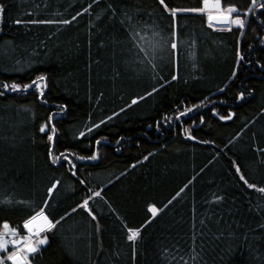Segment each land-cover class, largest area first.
<instances>
[{
	"label": "trees",
	"instance_id": "obj_1",
	"mask_svg": "<svg viewBox=\"0 0 264 264\" xmlns=\"http://www.w3.org/2000/svg\"><path fill=\"white\" fill-rule=\"evenodd\" d=\"M0 2L7 6L0 91L4 82L48 77L43 98L35 89L0 96V200L13 201L0 205V230L7 222L24 234V221L46 199L50 218L65 217L32 264H182L181 257L187 264H264V194L248 189L235 171L239 165L249 183L264 187V10L254 9L243 32L209 27L205 13L173 21L159 0H101L88 12L92 0ZM165 3L202 7V0ZM109 4L119 10L115 18L105 12ZM229 5L243 15L251 0H223ZM124 12L146 40L154 32L163 37L155 70L151 55L129 40ZM18 18L72 22L17 25ZM173 27L175 50L165 42ZM230 113L231 120L219 118ZM101 120L107 122L87 134ZM49 148L57 157L71 154L75 168L62 159L52 164ZM97 151L98 160L77 159ZM56 180L61 184L49 197ZM217 195L224 200L216 202ZM89 197L95 221L81 208L72 212ZM152 204L161 209L155 219ZM125 225H146L134 258Z\"/></svg>",
	"mask_w": 264,
	"mask_h": 264
},
{
	"label": "snow or ice",
	"instance_id": "obj_2",
	"mask_svg": "<svg viewBox=\"0 0 264 264\" xmlns=\"http://www.w3.org/2000/svg\"><path fill=\"white\" fill-rule=\"evenodd\" d=\"M101 0H92V3H89L87 8H85L83 11L88 12L90 9L93 8L94 5L99 4ZM159 4L163 6L164 10L169 13V15L173 18V21H175V18L178 14L181 13H207V21L209 23V27H213V22H216L218 24H224L228 25V31H232L231 26L235 25L238 29H244L248 20L247 17L249 13L255 14L254 9L259 8L264 10V3H258V0H251V7H249L244 13L243 18L240 14L239 9L236 6L229 5L227 7L223 6V0H202V7L200 8H169L168 4L165 3V0H159ZM6 4L0 2V20L3 19V14L6 11ZM111 11L112 18H115L117 15V12L119 11L117 8L113 7L112 4L108 5V8L105 10V12ZM216 14H213V13ZM236 14L233 18V14ZM82 13H77V15H81ZM124 19L120 21L121 25H128V27H125V31L129 34V40L132 42V44L137 47L141 52L145 54V56L151 55L152 60H149V63L151 64L152 68L155 70L157 65L153 63L152 61L155 60V53L157 50L161 47V41L163 40V37L160 36L158 32L153 33V39L148 41L145 39V37L141 36L139 32L135 30V26L131 25L132 16L128 12H124ZM76 16L72 17V20H75ZM99 19V17H98ZM72 21L70 20H62V21H55V20H38V19H30V20H23V19H16L14 21L15 24H53V23H60V24H70ZM264 23V22H262ZM177 32L175 31V28L173 27L171 30V35L168 38V41H165L166 43L170 44V49L175 50L177 49V42H176ZM139 42H143L145 44V47H141V44ZM149 49L151 51H149ZM237 55L239 56L240 60H243L242 54L238 51ZM143 63V61H141ZM239 63V60L237 61ZM261 67H264L262 65ZM233 76L236 75L235 72L232 73ZM177 76L173 75L172 80H176ZM48 77L46 75H39L35 79H32L30 83L28 84H19L13 82L11 85L7 82H4L2 84L3 91H0V96H4L7 91L12 92H21V91H28L30 89H35L39 92L40 97L43 98L44 96V90L48 87L47 85ZM158 89L153 88L151 92L146 93L147 96H151L153 93L157 92ZM221 92L224 91L223 88L220 89ZM244 93L241 92L239 94L238 99H243ZM145 99L144 96L137 97L136 99L132 100V104H137L140 100ZM203 105H193V108H198ZM130 107V105H129ZM67 108V105L61 106V112L53 114L54 116H59L65 109ZM125 109L121 108L120 111L123 112ZM192 109H186L185 112L180 113L181 116L186 115L187 112H191ZM214 111V115H215ZM113 115H118V113H113ZM234 114L230 113L227 116H220L219 118L221 120H231ZM53 119V116L49 117V121ZM108 120H111L112 117H108ZM165 120H168V117H164ZM179 119V116L177 117ZM106 120H101L98 124H93L92 128L87 129V134H91L93 129H99L101 125L105 124ZM201 122H203V117H201ZM159 121H157V126H159ZM48 128V124H44L40 128V132H45ZM51 133L48 135L49 141H54L56 128L53 125L51 128ZM80 137L83 138L86 136L85 132H81ZM195 139V137H192ZM105 138H101L96 140V145L99 146L102 141ZM123 139V137H121ZM71 154H64L61 153L59 157L54 156L52 149L49 148L48 150V157L52 164L58 163L61 159L64 162H67L71 165L72 169L75 168V164L72 163V160L70 159ZM148 157H145L147 159ZM77 159L83 160V159H90V160H98L99 159V151H97L95 154H93L90 157H77ZM134 167V166H133ZM235 171L239 174L240 181L243 182V184L251 190L258 191L261 194H264V187H258L255 183H249L248 179L245 178L244 174L241 173V169L239 165L235 166ZM72 175L75 176V171L72 172ZM80 183H84V181H80ZM61 184L60 180H56L52 183L51 187L47 189L48 196L51 197L52 193L55 189ZM187 187V186H185ZM184 189H181V192H183ZM95 196H99L100 193L96 192L94 193ZM180 193H177V196H179ZM176 197H173V200H175ZM216 202H220L224 200L223 196L217 195L216 196ZM89 200H91V197L88 199H85L81 204H78L76 208L72 209V212H76L78 208H81L88 212L89 215H91L92 220H96V216L92 213V209L89 208ZM13 201L10 197H6L3 200H0V205H10ZM18 203H24V202H18ZM172 201L170 200L168 204H171ZM50 201L44 200L43 206L39 207L38 210H33V214L29 216L27 220L23 223V229L27 230V235L21 236L20 232L17 228H12L7 222L3 224V230L0 231V264H32L33 259L40 253L41 246L48 244V233L51 232L53 229L57 228V226L65 219L64 216H61L58 220L55 219V217L50 218V214L47 212V209L50 207ZM168 205H165L166 208ZM148 211L151 213V216L153 219H155L158 214L160 213L161 209L157 208L155 204H152L149 206ZM152 221L149 220L147 223L150 224ZM126 227V240L129 242H132L133 248H132V254L133 258L136 255V248L135 243L138 241V239L141 237L142 230L146 225H141L140 227ZM264 227V226H261ZM219 239V237H217ZM11 246V250H9ZM199 254L197 253L195 256L192 257V259H197ZM182 264H187V261H183V258L181 257Z\"/></svg>",
	"mask_w": 264,
	"mask_h": 264
},
{
	"label": "rangeland",
	"instance_id": "obj_3",
	"mask_svg": "<svg viewBox=\"0 0 264 264\" xmlns=\"http://www.w3.org/2000/svg\"><path fill=\"white\" fill-rule=\"evenodd\" d=\"M205 14H206V16H207V13H205ZM213 14H216V13L214 12ZM251 14H252V13H249V15H248V17H247L248 22H247L245 28L242 29L243 32H245V30H246V28H247V26H248V24H249ZM235 15H236V14L234 13V14H233V18L235 17ZM241 16H242V18H243V15H241ZM233 27H236V26H235V25H232L231 28H233ZM215 28H228V27H215ZM191 109H192V108H191ZM188 113H189V112H187V114H188ZM178 116L180 117L181 115H178ZM178 116H176V119H177ZM11 227H12V226H11ZM12 228H13V227H12ZM2 230H3V226H2V229H1L0 231H2ZM24 230H25V229H24ZM20 235H21V236L27 235V230H25V233H24V234H21V233H20ZM9 250H11V246H10ZM9 264H10V262H9Z\"/></svg>",
	"mask_w": 264,
	"mask_h": 264
},
{
	"label": "water",
	"instance_id": "obj_4",
	"mask_svg": "<svg viewBox=\"0 0 264 264\" xmlns=\"http://www.w3.org/2000/svg\"><path fill=\"white\" fill-rule=\"evenodd\" d=\"M213 27H229L228 25H224V24H218L216 22H213Z\"/></svg>",
	"mask_w": 264,
	"mask_h": 264
}]
</instances>
